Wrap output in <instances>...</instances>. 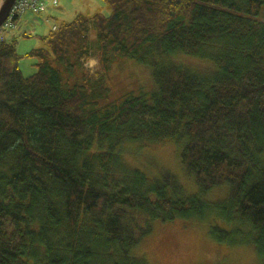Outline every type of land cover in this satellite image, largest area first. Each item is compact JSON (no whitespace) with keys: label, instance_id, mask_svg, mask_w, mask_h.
<instances>
[{"label":"trees","instance_id":"16d2710c","mask_svg":"<svg viewBox=\"0 0 264 264\" xmlns=\"http://www.w3.org/2000/svg\"><path fill=\"white\" fill-rule=\"evenodd\" d=\"M102 1L107 16L39 37L29 78L14 33L31 12L0 35V264H148L135 248L177 220L207 222L214 242L252 245L264 264V0ZM118 60L148 66L156 89L112 100ZM167 142L195 193L127 164ZM215 189L224 197L208 200Z\"/></svg>","mask_w":264,"mask_h":264},{"label":"rangeland","instance_id":"374dc122","mask_svg":"<svg viewBox=\"0 0 264 264\" xmlns=\"http://www.w3.org/2000/svg\"><path fill=\"white\" fill-rule=\"evenodd\" d=\"M58 1V8L48 10L45 15L34 17L32 13H28L15 21L17 29L14 34L18 36L15 37L16 52L21 57L18 66L24 78L36 73L37 61L27 58V54L41 46L39 37L47 35L53 26L62 22L70 23L78 14L86 16L95 13H102L105 16L109 14L102 0ZM25 33L30 37L23 38L22 35ZM178 61L201 73L210 71L208 64L192 58L182 57ZM84 68L90 74L96 72L97 60L92 59L87 65L85 62ZM108 84L112 100H119L130 93L137 95L139 92H151L156 89L151 69L133 60L115 61L111 65ZM126 162L130 166L147 168L148 172L139 169L150 177H157L159 166L174 174L188 194L196 192L194 181L183 174L179 153L173 142L149 145V148H142L133 157L126 155ZM224 191L215 189L207 198L211 201L222 198ZM134 254L142 256L148 264H260L254 246L219 245L209 236L207 222L189 224L182 220L172 223L153 222L150 234L140 241Z\"/></svg>","mask_w":264,"mask_h":264},{"label":"built area","instance_id":"2783aa9c","mask_svg":"<svg viewBox=\"0 0 264 264\" xmlns=\"http://www.w3.org/2000/svg\"><path fill=\"white\" fill-rule=\"evenodd\" d=\"M57 5L58 0H18L11 11L10 18L4 25L3 32L12 26V20L16 15L25 14L26 12H31L33 15H39L45 13L48 6L56 7Z\"/></svg>","mask_w":264,"mask_h":264},{"label":"water","instance_id":"95a60500","mask_svg":"<svg viewBox=\"0 0 264 264\" xmlns=\"http://www.w3.org/2000/svg\"><path fill=\"white\" fill-rule=\"evenodd\" d=\"M18 0H1L0 3V31L10 18L11 11Z\"/></svg>","mask_w":264,"mask_h":264},{"label":"crops","instance_id":"0c3cea01","mask_svg":"<svg viewBox=\"0 0 264 264\" xmlns=\"http://www.w3.org/2000/svg\"><path fill=\"white\" fill-rule=\"evenodd\" d=\"M45 15V14H44ZM46 19V18H45Z\"/></svg>","mask_w":264,"mask_h":264}]
</instances>
